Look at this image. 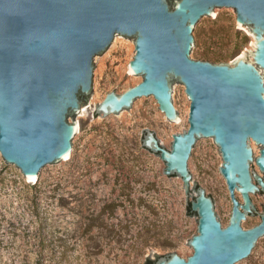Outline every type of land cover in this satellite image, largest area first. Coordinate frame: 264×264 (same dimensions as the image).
Returning <instances> with one entry per match:
<instances>
[{
	"label": "water",
	"instance_id": "1",
	"mask_svg": "<svg viewBox=\"0 0 264 264\" xmlns=\"http://www.w3.org/2000/svg\"><path fill=\"white\" fill-rule=\"evenodd\" d=\"M236 11L255 38L250 58L232 63L197 59L195 33L205 18ZM117 34L133 38L129 62L143 80L107 93L103 116L154 95L171 121L179 114L172 83L185 84L189 128L173 135L171 149L146 129L142 145L165 161V174L182 176L200 137H213L223 157L233 207L229 224L218 219L212 196L199 187L191 200L198 233L187 258L160 255L153 264H245L264 239V0H0V152L30 180L71 155L78 114L93 89L94 57ZM95 112V114H96ZM188 205V197H187Z\"/></svg>",
	"mask_w": 264,
	"mask_h": 264
},
{
	"label": "rangeland",
	"instance_id": "2",
	"mask_svg": "<svg viewBox=\"0 0 264 264\" xmlns=\"http://www.w3.org/2000/svg\"><path fill=\"white\" fill-rule=\"evenodd\" d=\"M236 18V11L222 9L214 20L204 19L195 33L197 59L250 58L254 35ZM135 54L134 39L117 34L104 55L94 57L92 93L63 162L30 181L0 152V264H146L171 252L187 258L199 220L190 202L200 186L212 196L223 226L229 224L233 203L213 137L193 146L188 196L182 176L165 174V161L142 145L146 129L171 149L173 135L189 128L191 100L182 81L172 83L177 122L154 95L138 97L118 113L96 112L108 92L120 94L143 80L128 68ZM245 264H264V239Z\"/></svg>",
	"mask_w": 264,
	"mask_h": 264
},
{
	"label": "flooded vegetation",
	"instance_id": "3",
	"mask_svg": "<svg viewBox=\"0 0 264 264\" xmlns=\"http://www.w3.org/2000/svg\"><path fill=\"white\" fill-rule=\"evenodd\" d=\"M35 205H34V208H35V211L37 212H35L37 215H36V217L38 216V209H39V202L37 201L38 199L37 198H35ZM36 240V237H35V239H34V241Z\"/></svg>",
	"mask_w": 264,
	"mask_h": 264
},
{
	"label": "trees",
	"instance_id": "4",
	"mask_svg": "<svg viewBox=\"0 0 264 264\" xmlns=\"http://www.w3.org/2000/svg\"><path fill=\"white\" fill-rule=\"evenodd\" d=\"M205 60H210V59L205 57ZM190 211H192L191 205H190ZM153 263H154V261L149 260L146 264H153Z\"/></svg>",
	"mask_w": 264,
	"mask_h": 264
},
{
	"label": "bare ground",
	"instance_id": "5",
	"mask_svg": "<svg viewBox=\"0 0 264 264\" xmlns=\"http://www.w3.org/2000/svg\"><path fill=\"white\" fill-rule=\"evenodd\" d=\"M179 121V120H178ZM30 180V179H29ZM30 181H34V180H30Z\"/></svg>",
	"mask_w": 264,
	"mask_h": 264
}]
</instances>
